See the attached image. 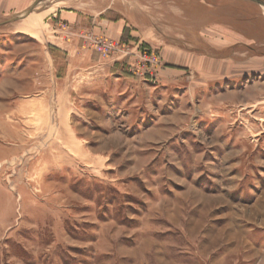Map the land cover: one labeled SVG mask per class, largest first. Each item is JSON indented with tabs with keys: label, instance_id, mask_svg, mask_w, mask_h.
Listing matches in <instances>:
<instances>
[{
	"label": "rangeland",
	"instance_id": "rangeland-1",
	"mask_svg": "<svg viewBox=\"0 0 264 264\" xmlns=\"http://www.w3.org/2000/svg\"><path fill=\"white\" fill-rule=\"evenodd\" d=\"M33 13L0 27V264H264V8Z\"/></svg>",
	"mask_w": 264,
	"mask_h": 264
},
{
	"label": "water",
	"instance_id": "water-1",
	"mask_svg": "<svg viewBox=\"0 0 264 264\" xmlns=\"http://www.w3.org/2000/svg\"><path fill=\"white\" fill-rule=\"evenodd\" d=\"M45 1H47V0H37V1H35L23 13L14 15V16L4 20L3 22H1L0 23V27L8 25V24L16 23V22L26 18L29 14H31L36 9V7L38 5H40L41 3L45 2ZM59 1H65V0H59ZM246 1L253 2V3L259 5L260 7L264 8V2L262 0H246Z\"/></svg>",
	"mask_w": 264,
	"mask_h": 264
},
{
	"label": "bare ground",
	"instance_id": "bare-ground-1",
	"mask_svg": "<svg viewBox=\"0 0 264 264\" xmlns=\"http://www.w3.org/2000/svg\"><path fill=\"white\" fill-rule=\"evenodd\" d=\"M52 1V0H51ZM51 6V5H50ZM40 8V7H39ZM50 10H52V8L51 9H47V10H44L46 13L47 12H49ZM36 13H31V14H29L27 17H26V19H28V21L22 26V27H19L18 28V31H20V32H22V33H26V34H31V35H36L37 33V30H36V27L39 25H34V23L35 22H37V21H39V18H41V17H31V16H33V15H35ZM42 14V13H41ZM45 15V14H44ZM36 16H37V14H36ZM40 21H41V19H40ZM17 29V28H16ZM15 137H14V139H16V140H18V141H20L21 140V137H22V135L20 134H15L14 135ZM16 145V144H15ZM21 147V145L20 146H18V147H14L15 149L17 148V149H19Z\"/></svg>",
	"mask_w": 264,
	"mask_h": 264
},
{
	"label": "crops",
	"instance_id": "crops-1",
	"mask_svg": "<svg viewBox=\"0 0 264 264\" xmlns=\"http://www.w3.org/2000/svg\"><path fill=\"white\" fill-rule=\"evenodd\" d=\"M66 1V0H65ZM238 1V0H237ZM244 1H246V0H244Z\"/></svg>",
	"mask_w": 264,
	"mask_h": 264
},
{
	"label": "built area",
	"instance_id": "built-area-1",
	"mask_svg": "<svg viewBox=\"0 0 264 264\" xmlns=\"http://www.w3.org/2000/svg\"><path fill=\"white\" fill-rule=\"evenodd\" d=\"M112 45H110V47H111Z\"/></svg>",
	"mask_w": 264,
	"mask_h": 264
}]
</instances>
